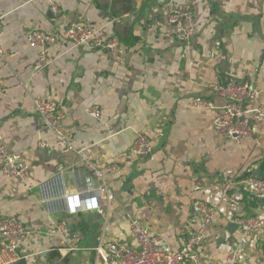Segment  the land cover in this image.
<instances>
[{
    "label": "crops",
    "instance_id": "0c3cea01",
    "mask_svg": "<svg viewBox=\"0 0 264 264\" xmlns=\"http://www.w3.org/2000/svg\"><path fill=\"white\" fill-rule=\"evenodd\" d=\"M184 12L193 15L182 24L193 30L190 44L169 23L171 14ZM0 14V135L7 151L29 164L15 180L0 166V219L15 218L27 230L16 264H94L101 241L136 244L132 218L178 250L198 230V204L216 207L218 215L195 264H226L233 250L238 264H264V222L261 239L233 224L239 216L264 221V203L238 188L230 196L242 201L243 211L219 202L224 183L259 172L264 124L260 146L227 138L214 126L225 101L209 91L210 84L232 80L255 83L264 108V0H0ZM74 23L102 38L119 37L124 62L64 39ZM33 30L60 37L38 72L41 50L28 39ZM197 97L213 107L197 106ZM35 99L58 105L73 150L57 145ZM91 107L100 109V119L89 114ZM139 133L150 137L151 154H132ZM83 148L92 149L97 168L117 169L104 176L106 209L71 215L62 210L61 195L85 185L75 151ZM61 223L69 228L66 237L58 233Z\"/></svg>",
    "mask_w": 264,
    "mask_h": 264
},
{
    "label": "built area",
    "instance_id": "2783aa9c",
    "mask_svg": "<svg viewBox=\"0 0 264 264\" xmlns=\"http://www.w3.org/2000/svg\"><path fill=\"white\" fill-rule=\"evenodd\" d=\"M55 12H59L57 7ZM191 12L173 13L169 17V23L179 26L177 39L184 44H190L193 38V30L184 27L186 21H192ZM4 16L0 14V31ZM62 36L72 44L80 47H87L91 50H102L110 54L115 62L123 63L125 47L117 36L102 38L81 23H74L67 27ZM29 45L32 48L40 49L41 53L34 66L35 71H41L49 64L46 54L47 47L56 44L59 35L49 34L40 30H33L28 35ZM5 52L0 46V59L4 58ZM209 91L215 97L224 99L225 103L219 107L215 118V129L227 138L242 143L253 141L261 145L259 127L264 124V108L260 104L261 90L251 82L229 81L225 84H210ZM194 104L199 107H213V103L197 97ZM35 112L43 121L44 127L54 133L58 146L73 150L68 141L66 132L62 129L63 113L58 105L43 99H35ZM89 114L101 118V111L97 107H91ZM43 145V144H42ZM78 155L77 167L86 172V182L83 188L73 192L64 191L61 195L62 210L74 215L84 211H98L102 213L109 202L108 187L105 183V174L116 170L114 166H106L104 169L97 168L93 163L94 153L91 148L75 150ZM153 146L151 139L144 133H139L132 146L131 152L136 156L151 154ZM0 166L2 172L12 180L21 178L29 169L26 158L19 154H11L7 151L3 137L0 135ZM59 176H62L64 187V169L60 168ZM62 174V175H61ZM66 188V185H65ZM240 189L252 199L264 203V179L260 180L251 174L236 181H229L222 185V192L219 202L228 200L240 211L245 206L241 200L230 196L233 189ZM197 216L201 223L196 233L191 235L186 243L178 250L170 247L169 243L159 235L151 232L147 224L138 218H132L130 223V235L136 244L129 240L100 242L93 249L95 255L94 264H195L198 263L199 247L206 241L209 229L215 221L218 210L210 208L205 204H198L195 207ZM263 217H236L233 224L243 232L245 236L261 239L263 235ZM58 233L66 237L69 228L66 223L58 225ZM27 236L25 226L15 218L0 219V264H16L21 260L19 247ZM238 250L229 252L226 264H238Z\"/></svg>",
    "mask_w": 264,
    "mask_h": 264
},
{
    "label": "trees",
    "instance_id": "16d2710c",
    "mask_svg": "<svg viewBox=\"0 0 264 264\" xmlns=\"http://www.w3.org/2000/svg\"><path fill=\"white\" fill-rule=\"evenodd\" d=\"M259 172H260V174L262 175V177L264 178V159H263V161L261 162V165H260V168H259ZM253 173V172H252ZM249 174H251V172L250 173H248V175ZM247 176V175H246ZM262 251H263V253H264V245L262 246Z\"/></svg>",
    "mask_w": 264,
    "mask_h": 264
},
{
    "label": "water",
    "instance_id": "95a60500",
    "mask_svg": "<svg viewBox=\"0 0 264 264\" xmlns=\"http://www.w3.org/2000/svg\"><path fill=\"white\" fill-rule=\"evenodd\" d=\"M256 176L258 177V179H260V180H263L264 178L262 177V175L260 174V172H256ZM238 227V226H237ZM48 256V253H45L44 255H43V257H47Z\"/></svg>",
    "mask_w": 264,
    "mask_h": 264
}]
</instances>
